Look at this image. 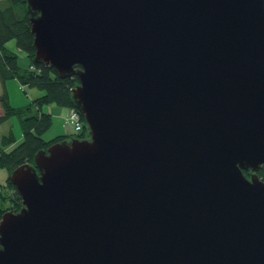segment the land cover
<instances>
[{
    "label": "water",
    "instance_id": "water-1",
    "mask_svg": "<svg viewBox=\"0 0 264 264\" xmlns=\"http://www.w3.org/2000/svg\"><path fill=\"white\" fill-rule=\"evenodd\" d=\"M27 2L89 131L13 169L0 264H264V0Z\"/></svg>",
    "mask_w": 264,
    "mask_h": 264
},
{
    "label": "trees",
    "instance_id": "trees-1",
    "mask_svg": "<svg viewBox=\"0 0 264 264\" xmlns=\"http://www.w3.org/2000/svg\"><path fill=\"white\" fill-rule=\"evenodd\" d=\"M29 15L27 0H0V80L5 86L7 79L16 78L27 92L30 88L36 89H31L35 95H32L31 102L24 109L11 105L5 88L0 94L4 109L3 114H0V125L13 114H18L22 123L21 139L16 138L12 129L0 136V168L9 172L6 184L0 182V219L5 211H19L23 206L17 188L10 180L14 168L23 163H34L35 154L56 141L83 138L89 131L72 93V88L79 82L78 76L62 77L53 66L34 60V34ZM56 105L68 107L65 121L69 125L68 114L70 110L76 109L84 121V127L76 130L71 125L75 131L71 135L59 134L46 139L44 133L50 129L53 118L59 115L54 112ZM244 173L249 176L251 169L244 170ZM258 174L264 180V165Z\"/></svg>",
    "mask_w": 264,
    "mask_h": 264
},
{
    "label": "rangeland",
    "instance_id": "rangeland-1",
    "mask_svg": "<svg viewBox=\"0 0 264 264\" xmlns=\"http://www.w3.org/2000/svg\"><path fill=\"white\" fill-rule=\"evenodd\" d=\"M4 88L8 93L9 102L11 103L12 106L17 108L26 107L31 102L33 97L32 95H35V93L31 90L33 88L28 89L30 91L27 92L25 87L16 78L7 79V81L5 82V86L4 84H2V81L0 80V94L3 92ZM56 106L58 107V105ZM32 108L34 110L35 106H33ZM60 108H62V111L63 110L64 111L59 113L58 116H55L53 118V124L51 125L50 129H48L44 133V137L46 139H51L59 134L71 135L72 133L75 132L74 128L71 125L67 124L65 121V115L68 112V107H60ZM0 110H1L0 114H3L4 109L1 102H0ZM10 129H12V132L15 134L17 139L22 138V123L20 116L18 114H13L5 123L0 125V136L1 133L3 134L8 133ZM8 176H9L8 170L5 168H0V182L3 185L6 184Z\"/></svg>",
    "mask_w": 264,
    "mask_h": 264
},
{
    "label": "built area",
    "instance_id": "built-area-1",
    "mask_svg": "<svg viewBox=\"0 0 264 264\" xmlns=\"http://www.w3.org/2000/svg\"><path fill=\"white\" fill-rule=\"evenodd\" d=\"M67 121L76 129L81 130L84 127V121L81 119L79 112L76 109L70 110Z\"/></svg>",
    "mask_w": 264,
    "mask_h": 264
},
{
    "label": "crops",
    "instance_id": "crops-1",
    "mask_svg": "<svg viewBox=\"0 0 264 264\" xmlns=\"http://www.w3.org/2000/svg\"><path fill=\"white\" fill-rule=\"evenodd\" d=\"M54 109V108H53ZM1 111V110H0ZM64 111V110H63ZM62 111V108H60V107H55V109H54V112H56L57 114H59V113H61V112H63Z\"/></svg>",
    "mask_w": 264,
    "mask_h": 264
}]
</instances>
